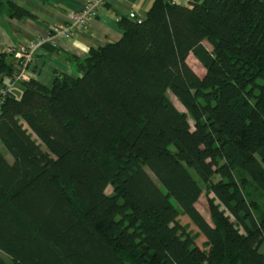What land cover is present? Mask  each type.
<instances>
[{"label": "trees", "instance_id": "obj_1", "mask_svg": "<svg viewBox=\"0 0 264 264\" xmlns=\"http://www.w3.org/2000/svg\"><path fill=\"white\" fill-rule=\"evenodd\" d=\"M135 19L79 75L2 97L0 264H264V0H152Z\"/></svg>", "mask_w": 264, "mask_h": 264}, {"label": "crops", "instance_id": "obj_2", "mask_svg": "<svg viewBox=\"0 0 264 264\" xmlns=\"http://www.w3.org/2000/svg\"><path fill=\"white\" fill-rule=\"evenodd\" d=\"M0 1L11 2L31 14L22 17L10 16L6 6L0 9V52L14 48L15 52L8 55L9 62L14 66L19 57V46L38 37L51 36L53 28L64 25L68 21V15L81 10L87 0ZM175 1L186 4V0ZM151 2L152 0H111L99 10L97 16L88 19L83 29L75 31L69 38L52 36L49 42L35 51L27 65L29 77L50 86L55 71L72 76L79 75L74 59L85 58L90 48L117 41L122 36L118 19L145 18ZM1 87H6L16 97H20L23 89L20 82H14L7 75L0 77ZM1 151L4 153L2 149ZM7 157L10 158L9 154Z\"/></svg>", "mask_w": 264, "mask_h": 264}, {"label": "built area", "instance_id": "obj_3", "mask_svg": "<svg viewBox=\"0 0 264 264\" xmlns=\"http://www.w3.org/2000/svg\"><path fill=\"white\" fill-rule=\"evenodd\" d=\"M111 0H87L83 8L77 12H71L68 15V21L64 25H59L53 28L52 35L49 37H38L31 40L27 44L21 45L17 48L18 60L16 64V70L12 76L14 82H22L29 79L27 73V65L32 60L35 51L49 42L52 36L60 35L63 38H69L75 31L83 29L88 19L97 16L99 10ZM136 18V17H135ZM134 19V18H133ZM135 20H140L136 18ZM8 55L15 52L14 48H7L5 51ZM8 89L6 87L0 88V102L2 97L6 94ZM262 251L264 252V244L262 245Z\"/></svg>", "mask_w": 264, "mask_h": 264}, {"label": "rangeland", "instance_id": "obj_4", "mask_svg": "<svg viewBox=\"0 0 264 264\" xmlns=\"http://www.w3.org/2000/svg\"><path fill=\"white\" fill-rule=\"evenodd\" d=\"M204 44L208 48H210L207 42H204ZM187 62L199 76H202L205 73L204 67L200 64V62L192 54L188 56ZM167 94L170 100L174 103V105L179 110L186 112L185 107L179 102V100L170 91H168ZM0 147L4 151L5 155L8 156L6 149L1 143H0ZM200 184L202 187V194L199 197L196 203V206L198 210L205 216V218L210 221V214H209V209H208V204H207V189L202 182H200ZM111 191H112L111 186H108L106 188V193H110ZM209 195L213 196L212 194H209ZM179 220L182 224L186 226L187 230L190 231V233L195 237L196 242L201 246H205L204 244L205 237L199 233L198 229L190 222L189 218L187 216L180 215Z\"/></svg>", "mask_w": 264, "mask_h": 264}]
</instances>
